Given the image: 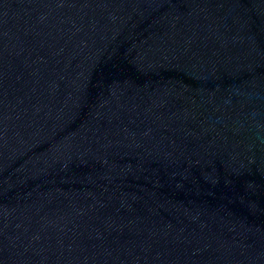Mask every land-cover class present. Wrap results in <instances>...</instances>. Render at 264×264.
Returning a JSON list of instances; mask_svg holds the SVG:
<instances>
[{
    "label": "water",
    "instance_id": "obj_1",
    "mask_svg": "<svg viewBox=\"0 0 264 264\" xmlns=\"http://www.w3.org/2000/svg\"><path fill=\"white\" fill-rule=\"evenodd\" d=\"M0 264H264V0H0Z\"/></svg>",
    "mask_w": 264,
    "mask_h": 264
}]
</instances>
